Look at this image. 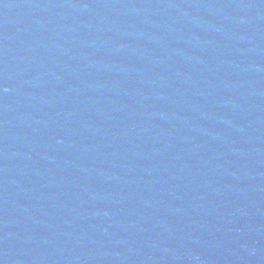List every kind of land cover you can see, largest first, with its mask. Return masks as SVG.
Masks as SVG:
<instances>
[{
    "label": "water",
    "instance_id": "obj_1",
    "mask_svg": "<svg viewBox=\"0 0 264 264\" xmlns=\"http://www.w3.org/2000/svg\"><path fill=\"white\" fill-rule=\"evenodd\" d=\"M0 264H264V0H0Z\"/></svg>",
    "mask_w": 264,
    "mask_h": 264
}]
</instances>
